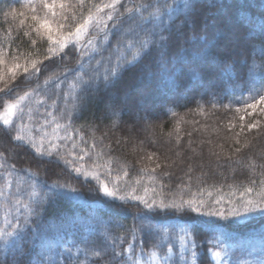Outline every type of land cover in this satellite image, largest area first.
I'll return each instance as SVG.
<instances>
[{
    "label": "trees",
    "instance_id": "1",
    "mask_svg": "<svg viewBox=\"0 0 264 264\" xmlns=\"http://www.w3.org/2000/svg\"><path fill=\"white\" fill-rule=\"evenodd\" d=\"M65 2L79 8L78 0H65ZM107 2L108 0H84L85 6L80 11H83L86 17L89 9L95 13L92 5L103 7ZM133 3L153 6L144 12L145 16H148L155 7H159L161 15L159 18H153L155 25L170 22L166 12L168 5L173 7L171 22L174 24L185 20L187 15V10L176 7L182 4L183 0H131L127 6L131 7ZM262 4L264 0H201L193 14L195 29L185 25L183 35L178 36L174 33L173 39L179 44L190 36L194 37L191 52L196 59L208 49H211L213 56L229 62L232 59L247 58L248 72L255 77L257 82L254 87L259 89L261 87L259 69L264 56L254 53L253 47L259 49L264 43V37L259 35L251 39L246 37L249 34V22H252L251 26L257 33L260 31V25L264 24ZM31 7L28 0H0V52L4 53V64L0 66V71L4 74L3 80H0V88H4L5 83L9 86L14 84L16 87V92L12 95L0 93V113L4 111L8 102H15L17 95L39 89L35 95H30L22 102L23 123L26 125L27 134L35 141H42L46 147L50 143H55L59 145V152L54 153L51 159H41L26 147L0 139V152L4 153L5 160L36 165L43 177L48 178L50 182L66 181L80 187L85 199L95 203L97 211L98 208L107 211V215L112 219L107 224H96V230L100 229L101 225H109L107 229L111 231L119 227L120 223L127 224L137 220L139 218L135 214L144 209L137 202H111L102 192L96 190L97 182L91 177L87 182L83 178H77L71 168L65 167L62 162H57L61 158L72 161L74 167L82 166L88 171L98 172L101 180L108 183L110 188L116 185L121 192L135 187L137 195H145L144 190L147 189L148 198L153 197L155 192L157 199L160 196L168 199L182 197L185 200H203L207 204L223 199L224 207L227 208L229 200L239 203L240 193L246 187L254 186L252 181L256 182L255 187L257 191L259 190L260 181L264 179L262 175L264 168L261 167L264 165L262 159L264 127H261L259 132L245 129L241 133L240 144H235L232 140L235 133L240 132L241 124L259 120L264 126V114H261L258 108L253 112L250 111L251 108L246 107L247 104L259 99L256 92L250 90L252 82L249 75L236 81L235 72L229 70L223 74L224 82L213 77L214 86L209 88L206 81L192 78L186 72L182 73L179 68L175 73L161 71L159 76L150 81L147 71L138 66L125 72L123 77L107 90L101 85L94 98L81 99L69 123L60 116L59 110L65 106L63 99L65 95L68 97V108L71 109L73 106L72 97L77 94V89L72 86L79 84V76L86 74V71L77 70L78 61L82 58L77 56V49H72L68 57L63 60L55 58L44 60L48 44L39 40L36 45L30 43L31 39H36L30 28L33 25L31 17L34 14ZM123 10L121 7L120 11ZM204 24H207L206 36L201 31ZM227 25L233 28L236 26L238 31L241 30L242 39L237 38V41H234L228 35ZM89 35L95 36L97 33L90 30ZM99 35L101 36L98 45L100 52L91 61L92 66H95L101 56L108 57L121 39L118 33L112 34L110 42L105 43L102 39L103 33ZM200 36H205L208 40L207 48L203 40L196 41L195 37ZM87 38L84 37L82 42ZM212 45L215 47L212 48ZM172 51L175 52L176 48ZM31 59L44 60L43 65L40 66L38 79L25 78L22 68L16 70L14 81L9 79L11 76L9 69L14 64L23 65ZM83 63L84 69L88 70L89 62L86 58H83ZM66 68L69 71L65 72ZM152 71L157 70L153 68ZM204 75L207 76L208 73L205 71ZM55 77H60L63 81L57 109L50 107L52 100L56 99ZM142 97L143 103L140 104ZM210 100L217 106L213 107V103H209ZM38 102L46 103L40 107ZM107 104L112 105L111 109L106 108ZM237 109L241 111L238 112ZM108 110L115 112V115L107 116ZM145 111L149 113V123H145L142 119L139 123L133 121L136 112L143 114ZM47 112H51L57 119L53 121L52 116L46 115ZM19 115L17 112L16 117ZM241 116L244 117L243 121L240 119ZM19 122L17 120V123ZM2 136L3 130L0 129V137ZM208 141H211V145L207 143ZM190 142L191 149H195V153L188 148ZM93 144H95L94 148ZM244 144L247 146L242 148L240 154H236L235 147ZM209 147L219 153V159L209 155ZM153 153L155 156L149 160L148 157ZM228 156H231L233 161L243 158V163H232L227 159ZM79 157L83 159H78ZM250 162L257 165L255 170L248 167ZM151 169L155 171L152 172ZM78 203L69 196L63 195L57 198L52 206L46 205V213L55 214L63 210L67 213L72 212L75 207L81 208L75 205ZM90 213L95 215L94 220L97 221L96 210L95 214L92 211ZM180 216L191 217L192 214L174 213L160 216L158 219L181 222L175 218ZM202 219L209 220L206 217ZM219 223L224 227L216 228L215 219L212 218L209 223L202 224L198 231H222L233 236L264 238L262 214H255L243 220L219 221ZM103 236L104 232L98 230L91 238L95 240V244L91 241L89 244L95 245L96 249L102 247L105 242Z\"/></svg>",
    "mask_w": 264,
    "mask_h": 264
},
{
    "label": "snow or ice",
    "instance_id": "2",
    "mask_svg": "<svg viewBox=\"0 0 264 264\" xmlns=\"http://www.w3.org/2000/svg\"><path fill=\"white\" fill-rule=\"evenodd\" d=\"M130 2L131 0H108L107 3L103 4V7L92 5L95 8V13L89 9V14L85 17L84 12L80 11L85 6L84 0H78L79 8L72 4H67L65 0H28V3L32 6L31 10L34 13L31 17L33 25L30 28L36 36V39H31L30 43L36 45L37 40H39L48 44L44 60H51L53 58L63 60L68 57L69 51L77 49V56L82 58L78 61L77 70L81 72L86 71L85 75L79 76V84H73L72 86L77 89V94L72 97L74 102L71 109L67 106V95L64 96L65 106L59 110L62 118H65L70 123L73 118V112L78 107L81 99L87 100L94 98L95 93L100 90L101 85L107 90L116 81L121 79L125 72L135 69L138 66L147 71V76L150 81L159 76L161 71L175 73L177 68H179L182 73L186 72L192 78L206 81L209 88L214 86L213 77L224 82L223 74L229 70L235 72L236 81L241 80L245 75H249V79L252 82L250 90L255 91L256 95L259 96V102L264 104V94H261L264 92V61L261 62L259 69V83L261 87L256 89L254 85L257 81L248 72L247 58L232 59L229 62L213 56L211 49H208V51H204L200 55L199 59H196L191 52V44L194 37L190 36L187 40H183L179 44L173 39L174 33L178 36L183 35L185 25L190 29H195L193 14L196 12V5L201 0H183L182 4L176 5L177 8L187 10L185 20L178 24L171 22L173 20L171 16L173 7L171 5L166 6V12L169 15L170 22L167 24L161 23L160 25L153 23V18H159L161 15L159 7H155L153 11L149 12L148 16H145L144 12L148 11L149 8H153L151 4L133 3L129 7L127 3ZM121 7L124 9L123 12L120 11ZM261 7H264V4ZM77 15H79V19H77ZM53 24L56 25V30L53 29ZM251 24L252 22H249V34L246 38H255L257 35L264 37V24L260 25L259 33L255 31ZM90 29H94L97 35H89ZM201 31L206 36L207 24L202 26ZM101 32L103 33L102 39L105 43L110 42V35L112 34L118 33L121 39L117 42L108 57L101 56L96 61L95 66H92L91 61L100 52L98 45L101 40V36L99 35ZM205 36L195 37V39L197 42L203 40L204 46L207 48L209 42ZM84 37L88 38L82 42V38ZM185 45H188V47ZM214 47L215 45H212V48ZM173 48H176L175 52L172 51ZM253 52L264 56V43L261 44L259 49H256L254 46ZM3 56L4 53L0 52V66L4 64ZM83 58H86L89 62L88 70L84 69ZM44 60L31 59L23 65L14 64L9 69L11 73L9 79L14 81L16 79V70L21 68L25 78L31 77L38 79L41 71L40 66L43 65ZM153 68L157 71H152ZM67 71L69 69L66 68L65 72ZM205 71L208 73L207 76L204 75ZM3 75V72L0 71V80H3ZM142 79L143 77H141ZM226 82L234 83L233 81ZM54 83L56 99L52 100L50 107L57 109V100L61 98L60 88L63 81L60 77H55ZM36 91H26L23 95H17L15 102H8L5 105L4 111L0 113V129L3 130V136L0 139H6L9 143L26 147L41 159H51L54 153L59 152V145L50 143L46 147L42 141H35L33 137L27 134L26 125L23 123L24 108L22 107V102L30 95H35ZM15 92L16 87L14 84L9 86L8 83H5V87L0 88V93L4 95H12ZM38 103L40 107H43L46 102ZM139 103H143V97ZM209 103H213V101L210 100ZM216 106L213 103V107ZM111 107V104L106 105V108L111 109ZM225 107L228 106L225 105ZM246 107L251 108L255 112L257 105L256 103H251L247 104ZM237 111L239 112L241 109H237ZM259 111L261 114H264V107H261ZM17 112L20 114L19 117H16ZM29 112H31V109H29ZM76 114L78 115V112ZM112 114L115 115V112ZM46 115L52 116L53 121L57 119L51 112H47ZM135 117L137 120L142 119L145 123L150 122L147 111L143 114L136 112ZM240 119L243 121L244 117L241 116ZM17 120L20 122L17 123ZM230 127H235V125H230ZM239 127L240 132L235 133L232 137L235 144H240V136L245 129L259 132L261 127L264 126L261 125L259 120H254L253 123L241 124ZM81 138L83 137L81 136ZM207 143L211 145V141ZM92 146L94 148L95 144ZM246 146L247 144L235 147V153L240 154L242 148ZM188 148L191 149V142ZM191 150L195 153V149ZM97 155H100V153H97ZM209 155L216 156L217 159L220 158L219 153L212 151L211 147H209ZM153 156H155V153L151 154L148 159L151 160ZM5 159L4 153L0 152V161ZM78 159L82 160L83 157H79ZM227 159L232 163H243V158L233 161L232 157L228 156ZM57 162H62L65 167L71 168L77 178H83L85 182L91 177L98 184L96 190L102 192L103 196L109 198L111 202H137L139 205H142L144 211L137 212L135 215L141 221H149L147 224L141 223L139 228L134 224L128 230L131 234L132 242H128L126 248L123 247L124 239L120 236L113 237L108 232H105L103 236L105 241L104 246L100 247L99 251L93 250L92 252V255L97 258L98 264H140V259L136 257L135 249L137 243L142 247L145 236L155 241L151 258L156 261V264H170L173 252L172 237L174 230L171 229V226L164 225L158 217L185 212H190L192 216L175 217L181 221L179 231L175 233L180 245V260L188 264L189 257L185 255L187 252L190 253L191 264H196L198 256L197 249L203 248L204 244L212 245L208 251L213 257L219 259L221 251L217 249L223 244V241L216 236L198 239L200 236L198 229L202 224L209 223L214 218V226L216 228H222L224 225L220 224L219 221L243 220L255 214L264 215V179H261L258 191L255 187L256 182L252 181L254 186L246 187L240 193L239 203H234L232 200H229L227 201L228 207L225 208V201L223 199L207 204L203 200H185L182 197L179 199L175 197L168 199L160 196L157 199L155 192L153 197L148 198L147 189L144 190L145 195H137V189L135 187L129 191L121 192L120 188L116 185L110 188L108 183L101 180L100 174L96 171H88L82 166L74 167L72 161L63 160L62 158ZM9 167L11 171L6 172L4 174L5 176H12L13 173L23 171L27 178L23 176L19 178L17 181L16 198L14 200L11 199V196L9 198V202L15 205V215H13L12 221L8 223L6 228L0 227V246L7 250L6 254L0 256V264H6L8 260L7 253L13 254L12 264H17L14 254L20 253L21 256L24 255L23 245L28 237V233H33L32 240L41 238L39 229L43 223L44 214L47 212L46 205L52 206L53 202L61 196L62 190L76 191L69 184L60 183L59 181L52 183L40 181L39 174L29 169L17 170L15 165H9ZM248 167L255 170L257 165L254 162H250ZM261 167L264 168V165H261ZM150 171L154 172L155 169H151ZM21 185L24 186L23 199L20 198ZM12 186L13 181L8 179L6 184L0 187V200L4 199L5 191L11 194ZM161 187L163 186L161 185ZM8 214L12 215L11 210H9ZM205 217L209 218V220L202 219ZM59 219V225L49 224L45 227H55L58 233L60 231L67 232V230L76 227L78 220L75 216L67 215L61 216ZM153 220H156V223H152L151 221ZM138 235L139 239L137 241ZM62 242L63 237L56 240L57 244ZM156 248H164L167 254L162 257L158 256V253L155 251ZM142 254L143 251H141ZM106 257L110 258L106 259ZM36 264H42V261H36ZM48 264H54V262L49 261Z\"/></svg>",
    "mask_w": 264,
    "mask_h": 264
},
{
    "label": "rangeland",
    "instance_id": "3",
    "mask_svg": "<svg viewBox=\"0 0 264 264\" xmlns=\"http://www.w3.org/2000/svg\"><path fill=\"white\" fill-rule=\"evenodd\" d=\"M103 14V13H101ZM231 22V21H230ZM233 26V25H232ZM53 29L56 30V25H52ZM230 27L227 25L228 35L234 40L237 41V38L240 40L241 30L238 31L237 27ZM230 28V29H229ZM95 31L94 29H90ZM83 39V38H82ZM257 110H260L261 107H264V104L259 102V99L256 102ZM250 111H253L250 109ZM107 116L112 115V111H106ZM133 121L139 123L140 121L136 119L134 116ZM143 126V125H141ZM140 126V127H141ZM9 165H15L17 170L29 169L33 172L39 174L40 181H47L48 183H52L48 180V178L43 177V175L39 172V169L36 165H25L18 164L8 160L0 161V187H3L8 179L13 181L12 192L9 194L5 191L4 199L0 200V227H7L8 223L12 221L13 215H15V205L9 202V198L14 200L17 194V181L20 177H25V173L23 171H19L18 173H13L12 176H5L6 172H10L11 169ZM69 184L71 188L75 189V192L62 190L61 196H69L72 198L77 207L81 206V208L72 212H64L60 211L55 214L45 213L43 217V223L39 231L41 232V238L36 240H32L31 237L33 235L32 232L28 233V237L24 242V255H20V253H15V259L17 264H36V261H42V264H48L49 261L54 262V264H98L97 258L92 255L93 250L99 251L100 247L96 249L95 245H90L91 241L95 244V240H92V235L96 234L98 230L100 232H108L111 236H120L124 239L123 247H127L128 242H132V237L129 229L135 224L137 228L140 227L141 223H149V221H141L140 219L132 220L129 223H120L119 227L113 228L114 230H108L107 227L109 225H101L99 226L100 230H96V224H107L112 219L107 215V211L102 208H98L97 205L93 202L85 199L80 187L74 186L72 183L62 182ZM23 188L21 185V193L20 198L23 199ZM60 196V197H61ZM74 203V202H73ZM74 207V206H73ZM11 210L12 215H9L8 212ZM97 221L94 220L95 215H92L90 211L94 212ZM75 216L78 218L77 225L75 228L67 230V232L60 231L57 232L55 227L47 228L45 226L49 224L59 225L61 216ZM99 222V223H98ZM152 223H156V220L151 221ZM166 226H171V229L174 230L172 242H173V252H172V260L170 264H185V261L180 260V245L179 241L176 239L175 233L179 231V226L181 222H169V221H161ZM96 231V232H95ZM200 236L198 239L211 238L212 236L218 237L223 241V244L219 247V251H221V256L219 259L213 257L211 253L208 251L209 248L212 247L210 244H204L203 248L197 249L198 256L196 264H264V238H253L252 236H243V235H228L222 231H210V232H199ZM60 237H63V242L60 244L56 243V240ZM139 239V235L137 236V241ZM105 243V242H104ZM155 241L148 237H144V243L142 247L137 243V247L135 249L136 257H139L140 264H156V261L151 258V252L153 249V244ZM104 246V245H103ZM70 250V251H69ZM141 251L143 254L141 255ZM155 251L158 253V256L162 257L167 254L164 248H156ZM7 250H5L2 246H0V256L6 254ZM8 254V260L6 264H12L13 254ZM186 256L189 257L188 264H191L190 253H185ZM110 258V257H106Z\"/></svg>",
    "mask_w": 264,
    "mask_h": 264
}]
</instances>
